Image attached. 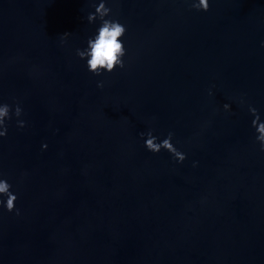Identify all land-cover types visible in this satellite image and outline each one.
<instances>
[{
  "label": "water",
  "instance_id": "obj_1",
  "mask_svg": "<svg viewBox=\"0 0 264 264\" xmlns=\"http://www.w3.org/2000/svg\"><path fill=\"white\" fill-rule=\"evenodd\" d=\"M94 2L0 0V102L22 108L0 137L20 209L0 207V264H264V0H108L127 51L100 75L75 51Z\"/></svg>",
  "mask_w": 264,
  "mask_h": 264
},
{
  "label": "clouds",
  "instance_id": "obj_2",
  "mask_svg": "<svg viewBox=\"0 0 264 264\" xmlns=\"http://www.w3.org/2000/svg\"><path fill=\"white\" fill-rule=\"evenodd\" d=\"M189 6L197 10L207 11L210 0H191ZM93 7L94 11H89L87 14V21L89 23L99 21V23L95 31L87 37L85 46L78 47L75 51L79 58L85 60L88 71L100 75L104 72L113 71L117 66L124 67L123 57L127 49L122 37L127 29L126 25L118 18L110 15L111 7L108 5V0H95ZM68 35H70L69 32L60 35L61 43ZM260 43L264 46V40ZM103 86L104 81L98 80L97 87L102 88ZM208 94L209 96L213 95L212 87L208 89ZM240 102L244 103L243 98ZM222 107L225 111H231L232 108L229 102H224ZM248 111L252 114L251 125L255 130V140L258 141L260 150L264 151V119L261 118L260 112L252 104H248ZM21 113L22 108L19 103L13 106L7 102H0V137L7 135V121L11 119L12 115L19 117ZM16 123L23 127L25 121L18 119ZM139 135L143 138L144 146L148 151L155 153L161 149H166L177 163L185 160L186 153L173 143V131L170 130L166 135L160 137L154 134V129L148 128L146 131H141ZM47 147V143L42 142L41 148ZM196 163L197 161H193L194 166ZM12 187L8 177L4 173H0V207L7 211L15 209L16 214H19L20 209L15 207L17 193L12 190Z\"/></svg>",
  "mask_w": 264,
  "mask_h": 264
}]
</instances>
